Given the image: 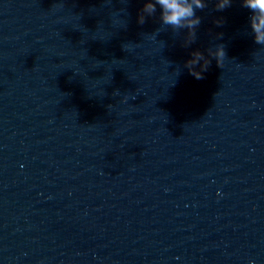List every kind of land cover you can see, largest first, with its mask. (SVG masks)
<instances>
[{"label": "water", "instance_id": "1", "mask_svg": "<svg viewBox=\"0 0 264 264\" xmlns=\"http://www.w3.org/2000/svg\"><path fill=\"white\" fill-rule=\"evenodd\" d=\"M144 2L0 0V264H264L249 10L208 0L185 48Z\"/></svg>", "mask_w": 264, "mask_h": 264}, {"label": "clouds", "instance_id": "2", "mask_svg": "<svg viewBox=\"0 0 264 264\" xmlns=\"http://www.w3.org/2000/svg\"><path fill=\"white\" fill-rule=\"evenodd\" d=\"M240 2L243 8L249 10L248 22L254 42L264 46V0H240ZM213 3L216 11H223L232 6L233 0H213ZM207 7L208 0H145L138 12L137 23L143 25L148 17L156 16L159 12V20L163 27L170 28L177 34L187 30L183 40V46L187 48L195 43L197 29L202 22L197 12ZM214 23L220 27L224 20L219 18ZM159 31L160 29H157V32ZM222 36V33L218 34V38ZM206 52L207 55L199 50L192 51L191 58L186 60L183 66L197 80L204 79L203 74L208 71L212 59H215L217 67L223 68L227 57L225 45L222 43L216 44L214 48L209 47Z\"/></svg>", "mask_w": 264, "mask_h": 264}]
</instances>
